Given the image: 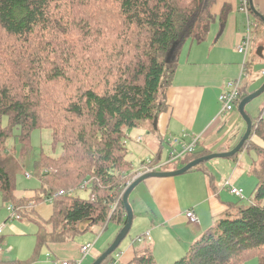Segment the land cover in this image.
<instances>
[{
	"label": "trees",
	"instance_id": "obj_1",
	"mask_svg": "<svg viewBox=\"0 0 264 264\" xmlns=\"http://www.w3.org/2000/svg\"><path fill=\"white\" fill-rule=\"evenodd\" d=\"M214 2L0 0V36L7 42L0 44V197L36 225L30 256L0 264H30L48 243L105 229L110 220L123 226L119 195L127 177L121 172L132 171L125 131L162 110L182 42L206 38ZM228 11L224 5L220 20ZM249 92L242 83L235 108ZM250 118L241 149L249 144L257 155L251 195L231 203L172 264H245L250 258L264 264V147L249 142L253 134L264 141V117ZM36 129L49 130L50 140L34 163L40 186L26 200L16 193L6 149L16 136L24 159ZM86 179V198L55 196L48 219L35 213L36 203ZM5 236L0 234V244ZM113 253L101 264L112 261ZM126 264H155L150 247L138 244Z\"/></svg>",
	"mask_w": 264,
	"mask_h": 264
},
{
	"label": "crops",
	"instance_id": "obj_2",
	"mask_svg": "<svg viewBox=\"0 0 264 264\" xmlns=\"http://www.w3.org/2000/svg\"><path fill=\"white\" fill-rule=\"evenodd\" d=\"M238 4V0H215L211 8L214 20L210 24L206 38L199 43L191 42L190 39L182 42L176 56L177 65L164 91V107L152 121H143L138 127L125 131L126 157L131 160V170L138 168L146 159L165 160L168 153L166 140L169 135L183 133L189 136L200 135L201 142L198 147L204 150L198 155L192 154L194 158L228 151L238 143L246 124L237 107L224 119L218 117L219 94L225 89L227 80L238 77L242 72L243 56L236 51V46L246 30V16ZM252 4L264 17V0H252ZM224 5L229 7V11L222 21L220 12ZM252 14L256 19L253 20L254 29L250 35V51L254 50L256 59L253 53L254 57L250 64L256 60L263 63L264 21L259 15ZM244 68V72L248 74L247 67ZM261 74H264L263 70ZM263 81L264 77L258 78L252 82L250 88L247 86L248 82L242 83H245L246 89L251 93ZM246 113L253 118L260 115L264 117V112L260 111L255 116L248 111ZM148 123L151 124V130L147 128ZM142 127L146 131H141ZM138 136L141 139L137 141ZM249 142L264 147V141L257 134H253ZM256 157V153L250 150L247 144L227 159L213 158L215 161L196 165L195 169L182 174L150 177L139 183L135 190L133 189L132 195L131 193L129 195L132 196L129 201L133 214L137 215V232L123 248H117L112 260L116 264L128 263L134 257L135 247L142 243L150 247L155 264H172L182 257L214 220L222 216L229 205L239 199L229 192L226 181L242 189L241 198L247 197L245 185H253V189L256 179L251 172V166ZM29 189L30 194L24 197L26 200H30L32 196L33 189ZM33 207L35 213L42 219H48L52 214L53 208L48 202L42 201ZM189 209L196 214L197 222L191 223L186 218L185 212ZM134 215L131 227L134 224ZM19 221L22 223L9 224L8 232L2 230L1 234L6 236L0 244V259L24 260L30 256L35 231L33 232L28 225L30 220L22 217ZM117 226L116 234L120 229V225ZM92 229L96 228L90 230ZM28 232H33V235H29ZM145 232L149 233V240L134 243V239ZM88 242L91 241L77 240L75 236L62 242L48 243L42 248L38 258L30 264H53V259H78L80 246ZM103 250L104 248L92 247L81 264H91Z\"/></svg>",
	"mask_w": 264,
	"mask_h": 264
},
{
	"label": "rangeland",
	"instance_id": "obj_3",
	"mask_svg": "<svg viewBox=\"0 0 264 264\" xmlns=\"http://www.w3.org/2000/svg\"><path fill=\"white\" fill-rule=\"evenodd\" d=\"M248 17H249V21L251 22V25L249 26V35H251V31H253V29H254L253 20H255L256 18L251 12H249ZM250 39H251V37H250ZM4 41H5V39H3V38L1 39V36H0L1 46L6 45L7 42H4ZM253 53H254V50L250 51V48H249V50L247 52V57L250 61L254 57ZM254 55H255V59H256V54L254 53ZM262 62L263 63L259 62V60H256L252 64H248V66H247L248 74H247V77L242 78V82H248L247 86H249V88L252 87L253 81L258 80V78H260V77L261 78L264 77V74H261V71L262 70L264 71V61H262ZM245 109H246V111H248L253 116L257 115L259 111H260V113L264 112V92H262L260 95L253 98L249 103H247ZM226 116H227V114H226ZM6 121H7V118L4 117L3 121H2L3 125L6 124ZM147 128L149 130H151V124L150 123H148ZM140 130L146 131V129L144 127H142ZM15 132L16 131H14L13 134H15ZM49 140H50V131L49 130H42V129L41 130H37V129L33 130L30 134V150L28 152V155L25 156L24 159H21V160L19 159L20 158L19 157L20 156V152H19L20 146H19L18 138L15 136V137H12V139L8 140V142H7L8 143V150L6 149V151H8L7 152L8 155H6L5 160L8 161L7 163H8L9 169H10V171L14 177V180H15V186H16V191H17L16 193L19 197L24 198L27 195H29L30 194L29 188L35 189V188L40 186L39 178L36 175H34V173H35L34 163L38 158L40 147L45 149L46 146H48ZM200 142H201V140L199 141V143ZM220 152H222V151H220ZM192 158H194L192 154H187L184 159L169 161L168 163H165L161 167H159V169H161V170H169L170 168L176 169V168H178L177 167L178 165L179 166L183 165L185 163V161L190 160ZM227 158H229V157H225V159H227ZM128 160L131 161L130 158H128ZM211 161H215V159L203 161V162L199 163L197 166H199L201 164L210 163ZM25 172H29L32 176L29 178L26 177ZM252 186L250 184L244 186V189H245L244 191L246 194L245 196L248 197L251 195ZM134 190H132L131 195L134 192ZM87 193H88L87 190L79 188L75 191L74 195L86 198L88 195ZM31 195H32V193H31ZM129 198L131 199L132 196ZM129 198H128V201H129ZM244 202H246V200H244ZM129 203H130V201H129ZM7 204L2 202V199L0 197V224H2L4 221H6L7 224L3 228L4 231H6V232H8V230H9V229H7L9 224H11V223L16 224L19 222L22 223V221H23V220L19 221V220H7L6 219L8 216V211L6 209ZM130 205H131V203H130ZM133 223L134 224L130 228V231L128 232L126 237L118 245V247H117L118 249L123 248L130 241V237H132L137 232L136 227H137L138 222H137V215L136 214L134 215ZM28 225L33 230V232L36 231V229H35L36 225L34 223H32L30 221ZM117 229H118L117 224L114 221L110 220L107 223L105 229H103V228L99 229L98 228V229L87 230L83 234L77 236V240H89V241H91L90 243H93L92 247L94 249L104 248V250H105L114 240V238L116 236ZM33 232L32 233L28 232V234L33 235ZM11 235H14V234L11 233ZM107 244H109V245H107ZM117 248H116V250H118ZM110 262H114V264H116L114 260H112ZM110 262L108 264H110ZM245 264H258V263H257L256 258H250L247 260V262Z\"/></svg>",
	"mask_w": 264,
	"mask_h": 264
},
{
	"label": "built area",
	"instance_id": "obj_4",
	"mask_svg": "<svg viewBox=\"0 0 264 264\" xmlns=\"http://www.w3.org/2000/svg\"><path fill=\"white\" fill-rule=\"evenodd\" d=\"M239 9L245 14L246 16V31L244 32L241 41L236 46V51L243 56V64H242V72L241 74L234 78L229 79L225 83V89L219 94L218 100L220 104L218 117L224 119L226 114L232 112L235 109V102L240 94V89L242 86V78L247 77L245 71V62L247 57V52L251 46V39L249 35V26L251 22L249 21V3L248 0H238ZM141 137H137L136 140H140ZM201 140L200 135H191L189 136L187 133H183L181 135H169L166 143L168 144V153L167 157L163 161H153L151 159H146L138 168L135 170L130 171L128 174L121 172L122 176H126L127 180L123 189L119 195V199L122 197L124 190L128 187V185L134 181L138 176L142 175L146 172L151 171H163L159 169L163 164L168 163L172 160H182L185 158L187 154H192L194 149H196L199 145V141ZM26 177H31L32 175L29 172H25ZM91 180H84L78 187H68L66 189H59L56 191L52 196L45 198V202L51 203L52 198L55 196L61 195H74L77 189H86L88 188ZM228 185V190L232 194L242 197V189L231 185L229 181L225 183ZM116 207V202L111 205V210L113 211ZM8 211L7 220H21L22 216L18 212V209L8 203L6 206ZM185 216L189 222L195 223L197 222V216L192 209H189L185 212ZM6 221L0 224V234L2 230H4V226L6 225ZM149 240V233L145 232L143 235L137 236L134 241L136 243H141L144 241ZM92 249V243L88 242L80 246V255L78 259L74 260H60V259H53V264H81V262L85 259V257L90 253ZM1 252V248H0ZM110 264H114V262H110Z\"/></svg>",
	"mask_w": 264,
	"mask_h": 264
},
{
	"label": "water",
	"instance_id": "obj_5",
	"mask_svg": "<svg viewBox=\"0 0 264 264\" xmlns=\"http://www.w3.org/2000/svg\"><path fill=\"white\" fill-rule=\"evenodd\" d=\"M249 3V8L251 10L252 13L259 15L260 18L264 21V17L261 16L256 9L254 8L253 4H252V0H248ZM166 61H169V58H167ZM262 92H264V81L262 82V84L255 89L254 91H252L251 93L247 94L246 96H244L239 103L237 104V110L238 113L240 114V116L242 117V119L244 120L245 124H246V128L244 133L242 134L241 138L239 139L238 143L230 150L228 151H224V152H215V153H209V154H205V155H199L197 157H195L194 159L190 160L189 162L185 163L184 165H182L181 167H178L174 170H167V171H151V172H146L143 173L142 175L138 176L134 181H132L128 187L124 190L123 195L121 197L122 199V203L125 207L126 210V221L123 224V226L120 228V230L118 231V233L116 234L114 240L112 241V243L103 251L101 252V254L96 257L93 262L91 264H101V262L107 258L108 255H110L111 253H113L116 248L118 247V245L121 243V241L125 238V236L127 235L130 227H131V223H132V219H133V209L128 201L129 195L132 192V190L142 181L146 180L147 178L150 177H168V176H175V175H179L182 174L186 171H188L190 168L195 167L196 165H198L199 163L206 161V160H210L213 158H223V157H229L232 156L234 154H236L242 147L243 143L248 139L250 131H251V118L249 117V115L246 113L245 111V106L247 103H249L253 98H255L256 96L260 95ZM203 148L202 147H197L196 149H194V151L192 152L193 155H198L200 153L203 152Z\"/></svg>",
	"mask_w": 264,
	"mask_h": 264
}]
</instances>
